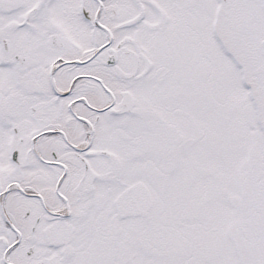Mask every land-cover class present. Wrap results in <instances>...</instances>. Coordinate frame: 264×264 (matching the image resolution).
Segmentation results:
<instances>
[{
	"label": "snow or ice",
	"instance_id": "obj_1",
	"mask_svg": "<svg viewBox=\"0 0 264 264\" xmlns=\"http://www.w3.org/2000/svg\"><path fill=\"white\" fill-rule=\"evenodd\" d=\"M0 264H264V0H0Z\"/></svg>",
	"mask_w": 264,
	"mask_h": 264
}]
</instances>
